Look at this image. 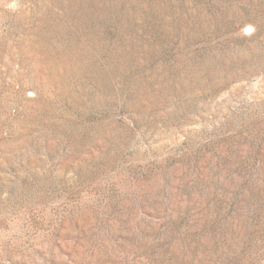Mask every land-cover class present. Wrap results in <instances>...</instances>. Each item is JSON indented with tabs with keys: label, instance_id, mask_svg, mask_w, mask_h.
Masks as SVG:
<instances>
[{
	"label": "rangeland",
	"instance_id": "rangeland-1",
	"mask_svg": "<svg viewBox=\"0 0 264 264\" xmlns=\"http://www.w3.org/2000/svg\"><path fill=\"white\" fill-rule=\"evenodd\" d=\"M0 264H264V0H0Z\"/></svg>",
	"mask_w": 264,
	"mask_h": 264
}]
</instances>
